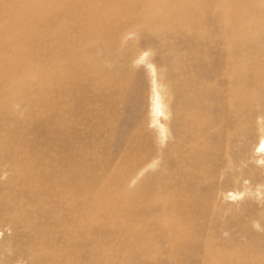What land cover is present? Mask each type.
Here are the masks:
<instances>
[{
  "label": "bare ground",
  "instance_id": "1",
  "mask_svg": "<svg viewBox=\"0 0 264 264\" xmlns=\"http://www.w3.org/2000/svg\"><path fill=\"white\" fill-rule=\"evenodd\" d=\"M177 28L178 32H176ZM133 30L139 31L142 36H148V39H158L159 48L160 50L165 48L164 51L168 50V47L173 49L178 45L173 47L175 45L173 40L169 43L167 37L175 33L184 35V31L185 37L186 35L187 38L194 37V42L191 41L193 44L196 41H202V39L204 40L202 42L206 43L205 46L216 39L217 42L220 40L224 43L227 69L223 72V78L229 80L226 89L228 90L227 102L231 106V110H227V114L231 117L227 122L232 123L227 132L230 137H237L239 132L246 129L249 123L245 115L243 118L246 103L248 100L250 103L253 97L257 98L258 92H264V78H260L261 74L257 78H253L256 83L259 82L258 84L252 82V79L249 80L250 78L244 80L241 78L244 73L248 75L254 69L257 61L264 64V0H0V176L6 175L0 181V229L9 225L11 237L8 233L5 235L10 237L12 243L10 244L11 248H6V252L18 248L19 258H23L18 261H22L24 264L25 260L30 261L29 264H53L57 250L61 254L67 253L69 244L76 239L91 238L92 232L94 242H88V245L83 248L84 255L87 252L90 255L88 264H136L142 258L144 264H181L182 252L186 253V249L190 246L189 242L199 235L194 233L195 227L200 223V216L197 217L196 211H194L198 208L196 204L189 201L192 199V195L191 197L188 195L186 186H184L187 174L189 176L196 170L192 166L186 170L189 166L186 167V160L181 159V156L185 155L178 154V147L184 148L185 142L180 141L179 146L171 143L173 146L169 147L168 155L178 154L180 156L179 159H176V168L173 167V163L170 165L172 168L167 164L162 167L161 164L157 172L151 173L152 177L149 178L148 183L141 180L133 188L134 190L129 191L125 188L131 180H133L130 184L132 186L141 177L144 172L143 168L157 161L159 157L158 154L154 155L148 161L145 160L146 157L142 158V155L147 156L145 150L152 149L144 148L143 142L139 143L140 135L136 132L138 129L143 132L142 128L146 129L148 125L144 124L146 119H143V112L139 113L141 115L140 123L137 120L134 128L135 124L132 123L130 131H134L135 134H129L130 136L126 138L129 140L125 139V145L123 144L124 147L121 145L123 147L121 150L117 151V138L119 139L117 137L115 138L116 145L108 141L109 146L113 147L110 151L106 149L109 152L107 156L103 150L97 153L96 164L102 167L101 171L96 172L95 170L94 172L90 163L91 155H96V152L93 153L96 146L93 141L94 133L89 127L92 122L100 123L94 113L97 112L102 114V117H108L111 112H115L113 118L119 120L127 110L122 108V112L119 111L120 108L111 110L108 107L91 109L92 100L99 98L93 92H97L106 77L117 79L109 90L116 93L117 99H120L119 95L130 89L131 79L134 77L127 78L119 75L117 65L122 63L131 65L130 71H133L134 75L137 69L133 67V64L135 61L137 62L138 58L146 59L148 57L152 60L146 51L143 53L142 48L134 56L133 49L136 47L139 49L140 45L130 43L129 46H125L123 44L125 43L123 37ZM177 37L174 38L177 39ZM181 42L183 41L181 40ZM167 44L172 45L166 48ZM255 48L258 50L257 53ZM171 52L169 53L171 54ZM205 52L204 54L208 55L209 52ZM250 52H255L256 55L252 57ZM174 53L173 55L165 53L167 56L164 58L167 59L161 57V62L155 63V67L163 65L166 72L165 64H171L172 73L175 75L171 80L176 86L172 91H176L174 96H177L176 105L174 104L176 107L175 129L179 133L183 125L184 127L192 125L198 121L197 118L201 117L208 121L213 112L211 101L209 102L204 96L208 95L209 91H202L203 94L199 98L202 97L211 107L199 105L200 113H198L197 95L190 97L183 92L184 87L180 86L179 79L175 81L174 78L178 77L179 73L182 76L184 65H182L181 58L177 59L178 54L174 55ZM213 53L211 52L212 55ZM198 54L200 55V53ZM204 54L203 57H205ZM160 55L162 56V54ZM215 55L213 56L215 57ZM189 57L187 59L190 61ZM192 59L194 60V58ZM201 59L204 63V58L201 57ZM213 60L215 59L213 58ZM105 62L115 65L114 70L102 68L101 65L106 64ZM213 62L215 63V61ZM257 66L260 68L259 65ZM263 67L264 65L261 66V69ZM256 70L252 71V76L260 72V69ZM111 72H113L112 74L117 73L119 77H110ZM137 73L139 72L137 71ZM154 73L155 77L161 78L158 75V69ZM163 85L165 87L170 85L167 74L166 83ZM153 89L154 96L151 102L153 103L155 100V104L151 103V106L157 113L162 104L164 111L161 115H164L166 113L163 102L164 91L162 88H160L161 92ZM180 89L182 95L179 94ZM186 97L190 98L189 107H186ZM136 100H138L137 97ZM81 101L90 104L87 105ZM138 104L141 105V103ZM134 107L137 108L135 104ZM133 109L132 111H134ZM20 110L22 115L18 112ZM142 110L144 111V109ZM27 114L30 123L23 121L26 120ZM159 115L157 114V121L158 119L162 121ZM32 117L35 118L34 121H32ZM137 117L139 116L137 115ZM77 118L82 122H79ZM217 119L219 120V117ZM175 129L174 131H176ZM258 129L260 130V128ZM149 131L151 130L149 129ZM113 132L110 133V139L115 135ZM195 132L192 133L195 134ZM219 132L221 131L219 130ZM98 133L100 134L99 130L95 136ZM72 134H78L81 141L85 140L90 145L89 148L83 144L78 146L70 143L68 145L67 150L70 155L74 153L79 157V161L74 166L69 162L66 164V158L68 159L70 156L66 155V157L61 149L57 150L56 148H60L61 145L55 141L68 139ZM111 134L114 135L111 136ZM143 135L145 137L146 134ZM105 137L109 138L107 135ZM134 137L139 139H136L138 145L135 146L132 143ZM201 139L199 137V140ZM120 143L122 144L121 141ZM204 143H206L205 140ZM105 144L107 145L106 140L102 143L104 148ZM202 145L200 146L204 147ZM145 146L153 147V144L148 141ZM200 146L198 144V147ZM247 148L249 149V147ZM139 150L143 151L141 156ZM170 156L172 157V155ZM231 164L233 165V162ZM208 166H206V170L209 175L204 180L211 181L215 175H213L214 170H210L207 168ZM233 166L230 168L231 171ZM240 166L238 167L240 168ZM135 169H142L143 172L138 173L137 171V177L131 179L136 173ZM230 169L228 170L230 171ZM257 175L260 174L257 173ZM238 183L241 185V182ZM248 184L250 183L248 182ZM195 185L192 181L187 182V186L192 190L196 188ZM247 187L251 189L250 185ZM220 193L223 194V191ZM201 199L205 200L203 196ZM206 204L208 205V203ZM205 210L208 216L205 225L208 226L209 212L211 211L208 212V207ZM228 210L227 207L222 212L229 213ZM203 216L205 217V214ZM150 223L155 226V231ZM208 231H204L200 238L205 242L201 243L205 250L204 255L201 256L204 257L203 263L249 264L259 260L261 262V258H264V253L258 255L256 248L248 247V242L238 249L234 240L230 244L228 243L229 236L224 231L218 233L216 227L211 232ZM234 232L233 227L230 235L235 236ZM55 233L62 238H55ZM65 237L70 241L66 242L65 240L64 243ZM60 239L64 243L63 246L60 245ZM159 249L162 251L161 254L157 251ZM44 252L48 254L49 260L43 254ZM199 258L197 257L198 260ZM254 258L256 260H252ZM9 259L11 258L8 257L7 261ZM70 260L72 259L70 258ZM69 264H75V261L72 260Z\"/></svg>",
  "mask_w": 264,
  "mask_h": 264
},
{
  "label": "rangeland",
  "instance_id": "2",
  "mask_svg": "<svg viewBox=\"0 0 264 264\" xmlns=\"http://www.w3.org/2000/svg\"><path fill=\"white\" fill-rule=\"evenodd\" d=\"M177 30H178V28L176 29V32H178ZM185 34L186 33L184 31V35L175 33V34H172V36H168L167 37L168 39L166 38L169 41V43H171L170 41L173 40V43L175 44V45H173V47L174 46L176 47V45L178 44L177 47L173 48V49H170L171 47H168V46H171L172 44L171 45L167 44L166 48L168 47L167 49L169 51L168 50L164 51L165 48H164V50H160V48H159L160 44L158 43V39H152V40L148 39L149 38L148 36H142L141 33L139 31H136V30L129 31L123 37V39L125 40V43H123V44L125 46L126 45L129 46L130 43L134 44V45H135V43H136V45H140L139 49H137V47L135 49H133L132 52H133L134 56L137 53H139L138 51L142 48L144 50L143 53L146 51L151 56L153 61L151 59H149L148 57H146V59L138 58L137 62L135 61V63L133 64L134 65L133 67L136 68L139 73H137V71H136L134 73V75H133V71H130L131 70V65H124L123 63L117 65V68H118V71H119V75L125 76L127 78H130L131 76L134 77V79H131V81H132V84L130 86L131 90L129 89L126 93L120 94L119 95L120 99H117L116 93H112L109 90V88L112 85H114L113 82L115 80H117V79H111V78L106 77L105 80L103 81V83L98 87L97 92H93L94 94L98 95L99 98H97L95 100H92V104L90 106L91 109L92 108L93 109H99V108H107L108 107L111 110H115V108H117V109L120 108L119 111L123 112L122 108H124V109H127V110H125L126 111L125 115L127 117L123 114L122 117L119 118V120H116V119L113 118V116L115 115V112H111L108 115V117H102V114H100V113L98 114L97 112L94 113V116L100 121V123L99 122H92L91 126L89 127L90 129H92V131L94 133L93 141H94V145L96 146L94 148V151H93V153L96 152V155L95 156L91 155V157L89 156L90 157V161H91L90 162L91 166L94 169L93 170L94 172H95V170H96V172L101 171L102 167H100L99 165L96 164L97 163V158H96L97 153L100 152V150H103V152L107 156V154L109 153L107 150L110 151L111 148L113 147V146L112 147L109 146L110 143H114L115 145L118 143L117 151L121 150V148L124 147L123 144L125 145V141L129 140V139H126V138H128V136H130L132 133L135 134L134 131H132V130L130 131V129H131L132 125H133L132 123L134 122V124H135L137 120L140 123L141 115H139V113L143 112V115H142L143 119L144 120L146 119L144 121V124H146V125L148 124L149 126L147 125L146 129L142 128L143 132L140 129H138L139 131L137 130L136 132H137V134L140 135V140L141 141L138 139V137H136V138L134 137L133 140L135 142L133 141L132 143L134 144V146L138 145V142H136V141L139 140V143L143 142L144 145L142 144V146L144 148H152V149H148L149 151L145 150V151H147V156L142 155V158L146 157L147 159H145V160L148 161L149 158H152L154 155L158 154V156H159L158 160H157L158 162L155 161L154 163L150 164L148 167L145 166L144 167L145 170L143 168V171L145 173L142 171V169L141 170H136L135 169L136 173L134 174V176L131 177V179L136 178L138 173H140V172L142 173L143 172L141 177L139 179H137L132 186H130L131 182L133 181V180H131L129 182V184L125 186V188H127V190L131 191L133 188H135L137 186V183L139 181H141V180H143L144 182L148 183L149 178L152 177L151 173L157 172V170L160 169L161 166L164 167V166L168 165V167H170V165L174 164L173 167L176 168V165H177L176 164L177 163L176 159H179V157L181 155H185V156H181V159L182 160L183 159L186 160V163H185V164H187L186 167L189 166V167L186 168V170L187 169L189 170L190 166H192L194 168V170H196L195 173H192L189 176L187 174V179L184 180V186H186V189L188 191L187 192L188 195H190V197L192 195V197H191L192 199H189V201L192 202L193 204H196L197 208H198V209H195L194 211H196L195 213H196L197 217L200 216L199 217L200 218L199 219L200 223L198 224V226L195 227L194 233L199 234V235L197 237H195L194 240L189 242V245H190L189 247L190 248L188 247L186 249V253L187 254L189 253V254L187 255L184 251L182 252L181 259H180L182 261L181 264H205L206 263V262L203 263L204 262L203 261L204 257H201V256L204 255V251H205L204 247H202L204 245L201 244V243L204 242V239H200V238H202L204 231L206 232V231L209 230L208 232H211L214 229V227H216L218 233H221L222 231H224L225 233L228 234V236H229L228 237V240H229L228 243L229 244L234 240L233 242L237 243V247L239 249V248L243 247L244 245H246V243L248 242V247L256 248V250H257L256 252H258V255H261L262 253H264V201H263L264 200V185H263L264 184V174H263V172H264V157H263L264 156V100H263L264 99V92H262V91L258 92V97H257L258 99L253 97V99H252V101L250 103H249V100H248V102L246 103V108L244 109V112H243V118L247 117V119H248L247 121L249 123H248V125L246 126V129L243 132H239V135L237 137H230L227 132H228L229 126L232 125V123L229 122L231 117L227 114V110H231V106H229L228 102H227L228 90L226 89L227 84L229 83V80H225L223 78V72H225V70L227 69V65H226L227 58L225 59L226 48L224 49V43L220 42V40H219V42H217L216 41L217 39H216L215 41L212 40L211 42H209V44L207 46H205L206 43L202 42V41H204L202 39V41L199 40L198 42L196 41L193 44L192 42H194V37H191V38L188 37L187 38V35L185 37ZM175 35L178 36L177 39L180 41V43H179V41L177 42V39L174 38V37H176ZM180 35H181L182 38L180 37ZM204 35H207V34H204ZM183 38H184V40H183ZM185 38H187L186 41H185ZM181 40L183 42H181ZM215 42H216V44H215ZM191 43H192V45H191ZM152 44L154 45L153 47L156 48V49H154L152 47ZM203 50H204V52L208 51L210 53V55L208 53V55H209L208 56L206 52H205L206 54H204ZM150 51H152V52H150ZM188 51H190V52L188 53ZM219 51H220V53H219ZM255 51L257 53L258 50H256V48H255ZM169 52H171V54ZM173 52H175L174 55L178 54V58L177 59L181 58L182 65H184V67H182V69H183L182 76L179 73L178 77L174 78L175 81H178V79H179L180 86L182 85L184 87L183 92L188 94L190 97L194 96V95H197V98H196L197 105H196V107H198V113H200L199 105L201 107L205 106V107H209V108L212 106V112H213V115L209 118L208 121L206 119L204 120V118L200 117V118H197L198 121H195L192 124L193 126L189 125V126L184 127V125H183V128L180 130L183 133L180 132V131L178 133V131L175 129V127H176V125H175L176 124L175 123V114H176L175 105H176V101H177V96H174L176 91H172L173 87L175 88L176 86L174 84V81L171 80L175 76L174 73H172L173 71L171 69V64H169V65L165 64L166 72L164 71L165 68L163 69V65L155 67V65H156L155 63H160L161 62V57L164 58L165 56H167V54L173 55ZM196 52H197V54H196ZM211 52L212 53L213 52L217 53L216 55L213 53V55H215V57L211 54ZM165 53H167V54H165ZM198 53H200V55ZM218 53H219V55H218ZM256 53L255 52H250L252 57H254L256 55ZM160 54H162V56ZM191 54L194 55V56H192ZM203 54H204L205 57L202 56ZM190 55H191V57H189ZM195 56H197V57L195 58ZM206 56H208V58H211V57L212 58L208 59V58H206ZM188 57L191 58L190 61H189V59H187ZM201 57L204 58V60H205L204 63H203V59H201ZM192 58H194V60ZM213 58L215 60H213ZM164 59H167V58H164ZM185 59H186V61H184ZM212 60L215 61V63ZM212 62L214 63V65H213ZM105 63L106 64L103 65L104 67L101 65L102 68H105V69L107 68L106 70H114L115 65H112L111 63H107V62H105ZM191 63L192 64L193 63L194 64L197 63V64H195V66H194V64L192 65ZM259 63L260 62L257 61L256 66L259 65L260 68L258 66L257 67L255 66L254 69H252L248 73V75H246L244 73V75H242V77H241L242 80L250 78L249 80L252 79V82L254 81V83H256L253 78H257V76L260 75V74H261L260 78H264V67L261 69V66L264 65V64L260 63L261 64L260 65ZM201 64H202V66H201ZM179 66H180V60H179ZM156 69H158V71H159L158 75L161 78H163V79L155 77L156 75H155L154 71H156ZM256 69L257 70L260 69V72L257 73V75L254 73L256 76L255 75L252 76L253 75L252 71H255ZM112 73L113 72H111L109 74L110 77H113V78H118L119 77V75L117 73H114V74H112ZM166 74L169 76V84H170L169 87H165V85H163L164 83H166ZM263 82H264V79H263ZM258 83L259 82H257L256 84H258ZM244 84H246V83L244 82ZM153 88H155V90L157 89L158 92H161L162 89L164 91L163 102H164L165 107H166V109L164 108L165 112H166L164 115H161V113L164 111L163 108H162V104H161V106H159L161 108L158 107L159 109H158L157 113L154 112L155 109L153 108V106H151L152 104L153 105L155 104V100H154L153 103L151 102L152 97L154 96L153 95L154 94L153 93V91H154ZM160 88H162V89H160ZM263 88H264V86H263ZM166 91H168V92L166 93ZM202 91L203 92L209 91L208 95H204V96L208 99L209 102L211 101V103H212L211 106H210V104H208L207 101L203 100L202 97L199 98L200 95L203 94ZM223 91H226V92H223ZM259 93H261V94L259 95ZM179 94L182 95L181 89H180ZM249 94H250V92H249ZM135 96L137 97L138 100H136ZM247 96H249V95H247ZM261 97H263V98H261ZM164 99H166V100H164ZM186 99H187V106L186 107H189L190 98L186 97ZM255 99H256V101H255ZM81 102L85 103L87 105L90 104L89 102H83V101H81ZM138 103H141V105L138 104ZM142 103L144 104V106H143ZM134 104H135V106L137 108L134 107ZM131 108L132 109L134 108L133 109L134 111H132ZM140 108L144 109V111L142 109H140ZM17 110H19V109H17ZM160 110H162V111H160ZM250 111H252V112H250ZM18 112H20L19 114L22 115V111L21 110L18 111ZM19 114H18V118L20 116ZM23 114H25V113H23ZM157 114H160L159 118L161 117L162 121H160L159 119L157 121ZM257 114H260V115H257ZM137 115L139 117H137ZM244 115H245V117H244ZM173 117H174V119H173ZM218 117H219V120L217 119ZM135 118H137V119H135ZM138 118H140V119H138ZM34 120H35V118L33 119V117H32V121H34ZM77 120L79 122H82L78 118H77ZM224 120H225L226 124L224 123ZM227 120H229V121L227 122ZM23 121L24 122H29V123L31 122L28 114H27L26 120H23ZM126 121H127V123H126ZM24 122H22V124H24ZM139 123H137V124H139ZM92 126H93V128H92ZM135 126H136V124L133 126V128ZM164 126H166V127L164 128ZM226 127H227V131H226ZM257 128H260V130L259 129L257 130ZM149 129L152 131V133H151V131H149ZM174 129L176 131H174ZM97 130L100 131V134L98 133L95 136ZM108 130H110V131H108ZM146 130H147V132H146ZM219 130L221 132H219ZM101 131L104 132L105 134L104 133L102 134ZM111 131L112 132L114 131L113 133L115 134V135L111 134V136L112 135L115 136V137L114 136L111 137V139H113V140L110 139V133H112ZM116 131H118V132H116ZM129 131H130V133H129ZM195 131H198V132L196 133ZM192 132H195V134H193ZM118 133H119V135H118ZM181 133L183 135H185V136L182 135V137H181ZM122 134H123V136H122ZM143 134H146L145 137H144ZM167 134H169V135L167 136ZM240 134L243 135V136H241ZM104 135L105 136L107 135V137H109V138H106ZM151 135H152V138H151ZM198 135H199L200 139L201 138L202 139L204 138V139L203 140L202 139L199 140ZM102 136L105 137L106 139L103 138ZM117 137H119V139ZM115 138H117V140H118V141L116 140L117 143L115 141ZM239 138H240V140H239ZM101 139H102L103 142H104V140H106V142H107V145L105 144V146H106L105 148L103 147L104 145H102L103 142L101 141ZM108 139H110V140H108ZM204 140H205L206 143H204ZM55 141L58 144L61 145L60 148H56V149L57 150L61 149L62 151H64V155L65 156L66 155L68 157L70 156L68 159L66 158L67 156L66 157L64 156V158H66V162H67L66 164H68V162H69L70 165H72V166L77 164V162L79 161V157L76 154H74V153L72 155H70L69 150H67L68 145L70 143H72V144H77L78 146L83 144L87 148L90 147V145L88 144L87 141H85V140L81 141V137L78 134H72V136L68 137V139L55 140ZM120 141L122 142V144L120 143ZM148 141H150V143L153 144V147H149V146L146 147L145 146V144ZM180 141L185 142V147H186V148L185 147L184 148H179L178 147V149H179V151H178L179 153L178 154L180 156L178 154L177 155L170 154V155H172V157L170 155H168L169 154L168 153L169 152L168 151L169 147H171L173 145H178L179 146V142ZM186 141H187L188 145L186 144ZM233 141H235V142H233ZM154 142H155V144H154ZM168 142H169V145H168ZM239 142H241V143H239ZM258 142H259V144H258ZM97 143H99L100 145L97 144ZM171 143H174V144L172 145ZM198 144H199V146L203 144L204 147H201V146L198 147ZM98 145H99L100 148L98 147ZM194 145H197V146H194ZM119 147H120V149H119ZM241 147H243L244 150L241 149ZM247 147H249V149ZM103 148L105 149V151H104ZM202 148H204V149H202ZM180 149L183 152V154H181L182 152L180 151ZM156 151H157V153H156ZM138 152H139V154L141 156V153L143 151L139 150ZM251 153H252L253 156L251 155ZM241 155H242V157H241ZM225 156H226V158H225ZM251 156L253 157V159L251 158ZM211 158H213V159H211ZM234 158L236 159V161H235ZM248 160L249 161L251 160V161L249 162ZM227 161H229L231 163L233 162L234 166L231 163H228ZM260 161H262V162H260ZM156 162H157V164H155ZM225 162H227L228 164L225 163ZM171 163H173V164H171ZM165 164H167V165H165ZM230 164L233 166L232 171L230 169L232 167ZM235 164H236V166H235ZM146 165H148L147 162H146ZM207 165L211 166V167L208 166L207 168H209L210 170H214L213 175H215V176L212 177L211 181L204 180L205 178L207 179V176L209 175L208 171L206 170V166ZM237 165L238 166L242 165V166H240V168H239ZM256 165H258V166H256ZM96 166H97V168H96ZM216 167H217V169H216ZM226 167L228 169H230L231 172ZM170 168H172V166ZM244 168H245V170L243 171ZM219 169H221L222 172ZM257 169H258V171H256ZM233 170H234V172H233ZM137 171H138V173H137ZM240 171H241L242 174L240 173ZM200 173H202V174H200ZM257 173L260 174V175H257ZM145 174H146V176H145ZM248 176H249V179H248ZM4 177H6V175L4 176V174H2L0 176V179H1L0 181H2V179H4ZM232 179H233V181H232ZM191 181L194 182V184H196L195 185L196 188L193 189V190H192L191 187L187 186V182H191ZM233 182H235V183H233ZM238 182H241V185ZM244 182H247V183L249 182L250 184L247 185V183H244ZM205 183L206 184L208 183V184L206 185ZM217 183H219V184H217ZM249 185L251 186V189H250V187H247ZM261 185H263V186H261ZM201 186H203L204 188L201 187ZM226 186H228V187H226ZM258 187H261V188H258ZM190 188H191V190H190ZM202 188L205 189V190L203 191ZM219 191L220 192L223 191V194L220 193ZM192 192L194 193V195H193ZM203 193H204V195H203ZM229 194H231V195H229ZM30 195H32V194H30ZM222 195H223V197H222ZM193 196H194V198H193ZM202 196H203V199H205L204 201L201 199ZM245 198H247L248 200L245 199ZM249 200L251 201V203H250ZM206 203H208V205ZM215 203H216V205H215ZM203 205H204V207H203ZM205 206L208 207V212L211 211V212H209L210 220L208 222L209 224H207L208 226L205 225L206 219L208 217L207 214L205 213V211H206L205 209L207 208ZM199 207L200 208L202 207V208L200 209ZM227 207L229 209L228 210L229 213L222 212L224 209L226 210ZM203 214H205L206 218L203 216ZM224 214H225V216H224ZM250 224H252V225H250ZM7 226L8 227L0 229V232H1L0 233V264H2V263L3 264H24V263H22V261H18V259H23L22 257L19 258V256H18L19 255L18 251H17L18 248L17 249L13 248V250H8L6 252V248L7 247L11 248L10 244L12 243V241L10 239L11 230H10L9 225H7ZM151 226H152L153 230L155 231V226L152 225V224H151ZM233 227H234V230H235V232H234L235 236L234 235H232V236L230 235L231 234L230 232L232 231ZM7 233L9 234L10 237L6 236ZM1 235L2 236L4 235V236L2 237ZM91 235H92L91 238H86V240L82 238L81 240L76 239L71 244H69L70 242L67 243V244H69L68 245V252L67 253H62L63 255L60 253V251L57 250L55 252L56 253L55 254V258L53 257L55 259L53 264H69L70 261H72V260L75 261V264H88L89 263L88 259H90V255L87 252V254H85L86 255L85 256L84 253H83V250H84L83 248L88 245V242L89 243H91V242L93 243L94 242L93 232L91 233ZM54 237L58 239L60 236L58 237L57 234L55 233ZM60 238H62V237H60ZM248 238H250V239H248ZM65 240L67 242L69 240V238L67 240V238L65 237L64 238V243H65ZM199 240H201V241H199ZM60 241H61L60 245L63 246V244H64L63 241L61 239H60ZM157 242H158V239H157ZM192 244H193V246H191ZM198 244H200V245L198 246ZM70 246H72V247L69 248ZM191 247L192 248L194 247V248L192 249ZM31 250H34V249H31ZM188 250L191 251V252H189ZM70 251H71V253H70ZM157 251H158L159 254H161V252H162L160 249L157 250ZM43 254H45L46 258L49 260L48 254H46L45 252ZM66 254H68V255H66ZM72 254H74V255H72ZM190 254H192V255L190 256ZM8 257H10L11 259H9L7 261ZM197 257L198 258L200 257L199 260L197 259ZM56 258H58V259H56ZM70 258L72 260H70ZM192 258H195V259H192ZM66 259H67V261H66ZM196 259L198 260V262H197ZM59 260H64V261H59ZM192 260H194V261H192ZM252 260H256V259L254 258ZM25 261H24L25 264H27V263L29 264L30 263V261H28V260H25ZM142 261H143V258L140 261L138 260L139 264H141ZM138 262L136 264H138ZM144 263L145 262L143 261L142 264H144ZM260 263L264 264V258L263 257L261 258V262L259 260L258 262H250L249 264H260ZM206 264H208V263H206Z\"/></svg>",
  "mask_w": 264,
  "mask_h": 264
}]
</instances>
